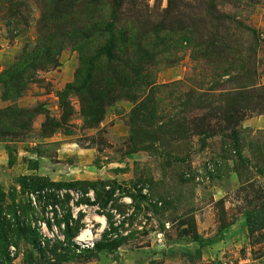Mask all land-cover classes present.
<instances>
[{
  "label": "rangeland",
  "instance_id": "rangeland-1",
  "mask_svg": "<svg viewBox=\"0 0 264 264\" xmlns=\"http://www.w3.org/2000/svg\"><path fill=\"white\" fill-rule=\"evenodd\" d=\"M0 264H264V0H0Z\"/></svg>",
  "mask_w": 264,
  "mask_h": 264
},
{
  "label": "trees",
  "instance_id": "trees-1",
  "mask_svg": "<svg viewBox=\"0 0 264 264\" xmlns=\"http://www.w3.org/2000/svg\"><path fill=\"white\" fill-rule=\"evenodd\" d=\"M112 48V42L107 47V52H110ZM250 226V219L247 220ZM121 246L120 241H103L94 245V250L97 253H104L105 251H115Z\"/></svg>",
  "mask_w": 264,
  "mask_h": 264
},
{
  "label": "bare ground",
  "instance_id": "bare-ground-1",
  "mask_svg": "<svg viewBox=\"0 0 264 264\" xmlns=\"http://www.w3.org/2000/svg\"><path fill=\"white\" fill-rule=\"evenodd\" d=\"M83 236V235H82Z\"/></svg>",
  "mask_w": 264,
  "mask_h": 264
}]
</instances>
